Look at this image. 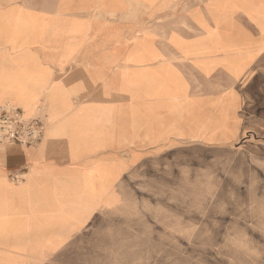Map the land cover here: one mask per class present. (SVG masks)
I'll list each match as a JSON object with an SVG mask.
<instances>
[{
  "label": "crops",
  "instance_id": "crops-1",
  "mask_svg": "<svg viewBox=\"0 0 264 264\" xmlns=\"http://www.w3.org/2000/svg\"><path fill=\"white\" fill-rule=\"evenodd\" d=\"M39 95L44 138L0 143V163H28L12 193L51 209L49 234L0 215V245L35 254L61 244L56 226L80 225L115 178L83 155L157 148L180 117L264 101V0H0V104L34 113Z\"/></svg>",
  "mask_w": 264,
  "mask_h": 264
},
{
  "label": "rangeland",
  "instance_id": "rangeland-1",
  "mask_svg": "<svg viewBox=\"0 0 264 264\" xmlns=\"http://www.w3.org/2000/svg\"><path fill=\"white\" fill-rule=\"evenodd\" d=\"M41 95L34 111L42 104L47 114ZM234 106L242 112L225 110L222 119L218 111L180 117L179 136L157 148L83 155L80 162L97 160L115 173L102 203L80 225L56 226V248L39 244L35 254L0 245V264H264V101ZM18 157L0 163L8 187L0 191V215L34 220V233L49 234L43 222L51 209L33 202L41 195L28 202L11 191L29 176ZM18 166L25 168L20 182L11 179Z\"/></svg>",
  "mask_w": 264,
  "mask_h": 264
},
{
  "label": "built area",
  "instance_id": "built-area-1",
  "mask_svg": "<svg viewBox=\"0 0 264 264\" xmlns=\"http://www.w3.org/2000/svg\"><path fill=\"white\" fill-rule=\"evenodd\" d=\"M47 114L45 107L39 104L31 115L25 114L21 107L0 104V143L19 145L37 144L44 135ZM23 174L11 173V179L20 182Z\"/></svg>",
  "mask_w": 264,
  "mask_h": 264
},
{
  "label": "bare ground",
  "instance_id": "bare-ground-1",
  "mask_svg": "<svg viewBox=\"0 0 264 264\" xmlns=\"http://www.w3.org/2000/svg\"><path fill=\"white\" fill-rule=\"evenodd\" d=\"M24 112L27 115H31V114H33V109H27V110H24Z\"/></svg>",
  "mask_w": 264,
  "mask_h": 264
}]
</instances>
